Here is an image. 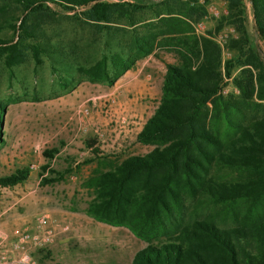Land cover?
Wrapping results in <instances>:
<instances>
[{"label":"trees","instance_id":"1","mask_svg":"<svg viewBox=\"0 0 264 264\" xmlns=\"http://www.w3.org/2000/svg\"><path fill=\"white\" fill-rule=\"evenodd\" d=\"M208 1L0 0V63L47 61L63 89L81 79L112 86L156 46L176 57L164 64L158 103L135 135L150 150L114 160L83 183L93 191L87 215L146 242L130 264H264V0H218L224 12L196 35L191 22L206 17ZM55 11L93 33L100 48L91 63L79 60L84 48L72 40L50 38ZM225 28L232 31L222 60L213 34ZM224 79L231 90L222 93ZM40 169L41 184L68 171ZM28 172L0 175V187ZM187 198L195 209L216 205L217 223L178 218Z\"/></svg>","mask_w":264,"mask_h":264},{"label":"rangeland","instance_id":"2","mask_svg":"<svg viewBox=\"0 0 264 264\" xmlns=\"http://www.w3.org/2000/svg\"><path fill=\"white\" fill-rule=\"evenodd\" d=\"M205 8L206 17L191 22L196 35H204L206 30L212 29L210 16H217L213 13L224 12L223 3L218 0H209ZM151 15L146 12L143 19L150 20ZM46 29L53 40H72L83 47L81 62L91 63L98 57L100 46L88 28L73 26L57 12L46 24ZM231 31L225 28L213 34L214 41L221 47L222 60L229 56L223 45ZM123 39L126 40L124 36ZM260 47L264 53V45ZM167 48L156 46L153 53L138 59L131 68L139 69V78H145V86L152 92L151 98L143 99L141 109L136 105L138 123L145 121L158 103L164 64L177 63L175 55ZM57 73L47 61L35 66L28 58L10 69L0 63V105L3 106L0 112V175L17 168L29 170L22 182L0 187V264H130L133 253L146 242L125 226L103 223L87 215L84 210L93 191L83 183L94 172L108 169L114 160L145 154L151 147L134 141V129L123 139L124 127L119 118L125 116L129 121L133 118L128 117L127 108L119 103L124 101L118 95L119 79L112 86H106L82 79L77 81L75 77L77 82L63 89ZM223 82L225 92L231 90L228 81L224 79ZM111 93L116 95V104L106 101ZM80 106H86L89 111L83 123L77 118ZM81 124L86 127L84 131L80 129ZM95 129L103 132V140L97 139ZM88 142L93 148L83 157H77L78 152L85 151ZM48 149L56 150L51 159L41 155ZM30 165L34 168L30 169ZM42 165L68 171L58 181L41 184L40 175L47 173L41 171ZM192 201L186 199L178 218L183 222L206 218L217 223L216 205L196 206L195 209ZM44 215L48 216L44 227L55 232L53 241L41 247L29 246L23 252L12 250L16 234L24 230L36 232L37 219ZM63 226L66 230L60 231ZM23 256L26 260L21 263Z\"/></svg>","mask_w":264,"mask_h":264},{"label":"built area","instance_id":"3","mask_svg":"<svg viewBox=\"0 0 264 264\" xmlns=\"http://www.w3.org/2000/svg\"><path fill=\"white\" fill-rule=\"evenodd\" d=\"M213 15H217V12L213 13ZM222 93H225V90H222ZM106 101L108 102V104H116V95L115 94H110L108 96V98L106 99ZM89 114L88 109L85 106H80L78 111H77V118L79 120V123H82V121L84 120L85 117H87ZM119 122L121 123V126L124 127L123 129V139L126 138V134L129 132L130 127V121L127 119V117L125 116H120L119 118ZM82 125V126H81ZM80 129L81 131L85 130V126L83 124H81ZM94 133L97 137L98 140H103L104 139V134L102 131L100 130H94ZM30 169H33L34 166L30 165L29 166ZM46 215L41 216L40 218L37 219V231L36 232H29V231H21L18 232L15 236V241L12 243V250L14 251H24L26 248H28L29 246H37V247H41V246H45L47 244H49L50 242L53 241L54 237H55V232L53 229L51 228H45L43 223L44 220H47ZM66 227H60V231H65ZM26 260V257L23 256L20 259L21 263H24ZM26 264V262H25Z\"/></svg>","mask_w":264,"mask_h":264},{"label":"crops","instance_id":"4","mask_svg":"<svg viewBox=\"0 0 264 264\" xmlns=\"http://www.w3.org/2000/svg\"><path fill=\"white\" fill-rule=\"evenodd\" d=\"M130 70H132V69H130ZM130 70L125 71L118 78L120 81V84L118 85V87H120V89L118 91V95H120L121 100H124L123 102L120 101L119 103H122V105L127 108V111L129 112V113H127L128 117L133 118V120L130 121V123H131L130 130L131 129L135 130L134 136H133L134 141H135V135L140 130V128L144 122V120H143L142 122L138 123L135 120V117L137 119L138 114H139L138 112H137V115L135 113L136 112V105H137L138 110L141 109V103L143 102V99L151 98L150 95L152 92L150 91V89L148 87L145 86L146 85L145 78H139V75H138L139 69L132 70V71H130ZM160 84H161V82H160ZM115 88L116 87H114L113 89L115 90ZM140 112H141V110H140ZM82 123H83V121H82ZM136 123L138 124V126H135ZM124 142H125V140H124ZM93 146H94L93 144H89V142H88L87 147L83 146L85 151L78 152L76 154V156L77 157H83L85 155L86 151H89L91 148H93ZM124 146H125V144H124Z\"/></svg>","mask_w":264,"mask_h":264}]
</instances>
